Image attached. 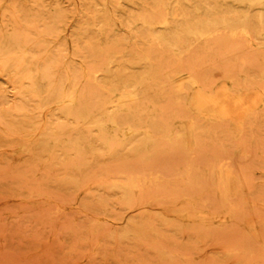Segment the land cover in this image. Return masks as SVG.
<instances>
[{
    "label": "bare ground",
    "instance_id": "6f19581e",
    "mask_svg": "<svg viewBox=\"0 0 264 264\" xmlns=\"http://www.w3.org/2000/svg\"><path fill=\"white\" fill-rule=\"evenodd\" d=\"M28 1L32 13L12 3L0 21V79L13 96L8 100L0 84V144H19L33 161L60 167L59 180L74 189L116 191L138 208L167 199L192 208L186 190L197 182L181 176L197 165L182 161V153L199 152L214 135L208 126L241 130L264 109V0H124L137 6L131 20L139 31L130 39H101L110 24L93 16L96 33L72 51L79 66L65 61L62 50H46L57 13ZM226 159L207 165L219 174L222 192L233 174ZM184 219L212 221L203 213ZM146 224L130 223L122 237L156 232Z\"/></svg>",
    "mask_w": 264,
    "mask_h": 264
},
{
    "label": "rangeland",
    "instance_id": "374dc122",
    "mask_svg": "<svg viewBox=\"0 0 264 264\" xmlns=\"http://www.w3.org/2000/svg\"><path fill=\"white\" fill-rule=\"evenodd\" d=\"M123 1L36 0L35 7L57 13L46 50L52 54L62 50L65 61L79 66L72 51L79 39L96 33L90 24L93 16L110 24L101 39L103 35L130 39L140 29L131 20L137 6ZM12 3L28 13L34 11L28 0H0V21ZM1 81L12 100V91ZM256 112L258 119L241 130L234 125L208 126L214 135L201 143L199 152L186 148L182 153V161L197 165L181 176L188 173L197 182L186 190L193 198L192 208L182 199H167L159 206L151 201L138 208L125 203L116 191L86 184L74 189L60 181V167L33 161L19 144H0V264H264V109ZM221 157L228 158L233 172L226 192L218 187L219 174L207 168ZM88 177L96 179L92 174ZM174 184L181 185L180 181ZM196 213L212 221L199 224L184 219ZM156 217L164 218L165 226L155 223ZM149 222L155 233L122 237L131 231L130 223L143 228ZM161 254L168 256L161 259Z\"/></svg>",
    "mask_w": 264,
    "mask_h": 264
}]
</instances>
